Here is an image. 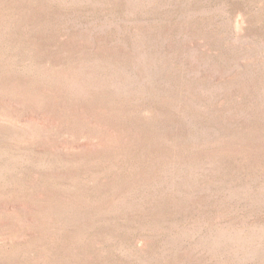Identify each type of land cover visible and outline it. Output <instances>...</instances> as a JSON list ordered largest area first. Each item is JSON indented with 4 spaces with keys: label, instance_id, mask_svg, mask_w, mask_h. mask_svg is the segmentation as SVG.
I'll return each mask as SVG.
<instances>
[{
    "label": "rangeland",
    "instance_id": "1",
    "mask_svg": "<svg viewBox=\"0 0 264 264\" xmlns=\"http://www.w3.org/2000/svg\"><path fill=\"white\" fill-rule=\"evenodd\" d=\"M0 264H264V0H0Z\"/></svg>",
    "mask_w": 264,
    "mask_h": 264
}]
</instances>
